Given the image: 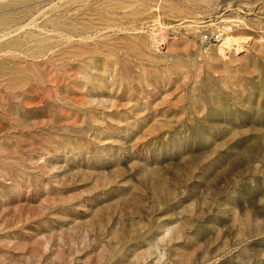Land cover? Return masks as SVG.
Wrapping results in <instances>:
<instances>
[{"label":"rangeland","instance_id":"374dc122","mask_svg":"<svg viewBox=\"0 0 264 264\" xmlns=\"http://www.w3.org/2000/svg\"><path fill=\"white\" fill-rule=\"evenodd\" d=\"M0 264H264V0H0Z\"/></svg>","mask_w":264,"mask_h":264},{"label":"bare ground","instance_id":"6f19581e","mask_svg":"<svg viewBox=\"0 0 264 264\" xmlns=\"http://www.w3.org/2000/svg\"><path fill=\"white\" fill-rule=\"evenodd\" d=\"M231 40V41H230ZM234 42V43H233ZM237 42H239V38H235V39H226L225 40V43H224V49H225V51H231V50H233V49H235L236 50V48H234V45L235 46H237L238 48L237 49H240L241 48V46H238L239 45V43H237ZM241 43V42H240Z\"/></svg>","mask_w":264,"mask_h":264}]
</instances>
